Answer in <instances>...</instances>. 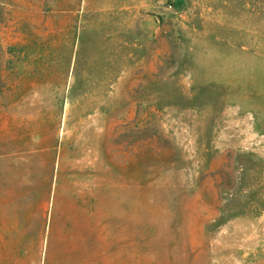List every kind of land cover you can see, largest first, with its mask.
<instances>
[{"label": "rangeland", "instance_id": "374dc122", "mask_svg": "<svg viewBox=\"0 0 264 264\" xmlns=\"http://www.w3.org/2000/svg\"><path fill=\"white\" fill-rule=\"evenodd\" d=\"M0 264H264V0H0Z\"/></svg>", "mask_w": 264, "mask_h": 264}]
</instances>
